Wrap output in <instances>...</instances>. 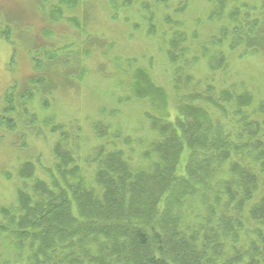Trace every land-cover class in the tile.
Here are the masks:
<instances>
[{
    "label": "trees",
    "instance_id": "trees-1",
    "mask_svg": "<svg viewBox=\"0 0 264 264\" xmlns=\"http://www.w3.org/2000/svg\"><path fill=\"white\" fill-rule=\"evenodd\" d=\"M192 1L108 0L111 17L131 12L170 62L166 85L143 66L130 68L124 100L142 106L146 140L139 149L131 135L118 142L97 120L93 133L102 143L85 154L71 127L64 134L66 125H52L53 163L42 177L34 162L22 163L16 202L1 208L0 264H264V102L218 85L229 63L219 57L216 68L208 51L228 32L211 33L197 49ZM206 1L212 19H225L231 6L234 43L246 51L264 44V23L244 20L232 7L237 0ZM85 3L50 0L51 17L62 20ZM67 19L83 29L76 16ZM11 35L0 31L7 41ZM199 61L207 73L194 69ZM52 77H34L19 98L8 92L0 130H31L38 115L30 92L40 84L41 95L52 93Z\"/></svg>",
    "mask_w": 264,
    "mask_h": 264
},
{
    "label": "rangeland",
    "instance_id": "rangeland-1",
    "mask_svg": "<svg viewBox=\"0 0 264 264\" xmlns=\"http://www.w3.org/2000/svg\"><path fill=\"white\" fill-rule=\"evenodd\" d=\"M50 7V0H0V31L10 28L12 32L10 41L0 37V118L6 116L3 110L8 92L19 98L31 90V79L47 72H52L55 83L53 92L45 96L39 93L40 84L30 92L35 96L30 110L38 115L32 131L20 125L11 132L0 130V211L16 202L17 189L22 185L19 177L22 163L34 162L41 177L43 167L53 163L52 149L58 133L52 132V125H66L60 130L64 134L71 127L74 143L85 154L102 143L103 138L93 133L97 120L116 131L112 137L118 142L130 135L136 138L139 149L148 131L140 121L142 106L124 100L128 95L130 68L136 64L151 70L163 85L170 75V62L159 50L158 41L135 27L131 12H121L118 21L108 13V0H86L75 12L66 11L64 19L55 21ZM232 7L244 15V20L253 22L259 18L264 23V0H237ZM210 9L212 6L206 0H193L190 5L189 10L200 25L195 31L198 36L195 46L202 51L201 44L211 33L220 37L228 32L222 46L208 51L213 56L212 62L223 57L229 63L227 69L219 70L218 85H232L235 91L247 90L264 102V44L246 51L245 45L234 43L231 6L225 11V19L208 17ZM70 16H76L83 29L70 22L67 19ZM193 16L188 14L185 20L190 26ZM36 58L40 60L37 67ZM200 61L194 69L207 73ZM220 66L218 62L216 68ZM44 102L47 106L41 108ZM79 126L83 127V136L78 133ZM127 146L132 147L131 140ZM45 179L49 180L47 176Z\"/></svg>",
    "mask_w": 264,
    "mask_h": 264
}]
</instances>
